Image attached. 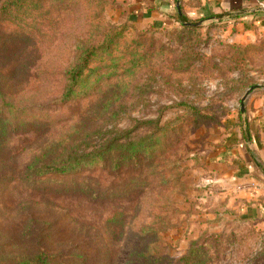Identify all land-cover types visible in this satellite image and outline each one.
<instances>
[{"label":"rangeland","instance_id":"374dc122","mask_svg":"<svg viewBox=\"0 0 264 264\" xmlns=\"http://www.w3.org/2000/svg\"><path fill=\"white\" fill-rule=\"evenodd\" d=\"M8 1L0 264L40 244L59 264H139L195 240L212 264H264V0L183 19L192 28L140 24L126 0ZM83 57V97L64 103ZM142 138L153 156L125 160L123 145ZM93 151H104L94 173L29 168Z\"/></svg>","mask_w":264,"mask_h":264},{"label":"trees","instance_id":"16d2710c","mask_svg":"<svg viewBox=\"0 0 264 264\" xmlns=\"http://www.w3.org/2000/svg\"><path fill=\"white\" fill-rule=\"evenodd\" d=\"M264 2V1H260ZM8 4H14L13 0L8 1ZM4 9H7L4 7ZM222 16V15H220ZM182 26L192 28L185 24L183 19L179 18ZM6 25L5 20H0V29ZM25 37L35 40V35L26 31L23 33ZM89 57H83L80 63L73 66L66 72L68 84L65 87L62 102L67 103L71 100L80 99L83 97L80 92L84 77H86L85 70L90 63ZM0 125H7L6 121L0 120ZM152 147L147 144L146 138H142L139 142H130L127 146L123 145L122 156L127 161L137 160L139 158L153 156ZM104 151H93L84 156H78L75 159L70 158H50L46 161L39 160V158L29 166L33 168L35 174L43 177L49 174H67L71 171H83L85 167H89L92 173L95 172L96 166L104 159ZM38 251L31 256H21L15 260L13 264H59L61 260L58 255L49 253L45 245L37 246ZM63 256V255H61ZM64 257V256H63ZM138 260H145V263L139 264H212L213 254L210 250L209 243L206 240H195L191 243L189 249L182 256L176 257L170 253H163L157 257H147L145 255L136 256ZM73 258L75 262L69 264H82L87 261V258L81 256L69 257ZM71 260V259H68Z\"/></svg>","mask_w":264,"mask_h":264},{"label":"crops","instance_id":"0c3cea01","mask_svg":"<svg viewBox=\"0 0 264 264\" xmlns=\"http://www.w3.org/2000/svg\"><path fill=\"white\" fill-rule=\"evenodd\" d=\"M243 0H126L127 15L134 21L143 24H154L160 27L173 25L180 19H190L222 14V10L235 7ZM180 4V10L178 9ZM227 12V11H226ZM221 152V151H220ZM216 168L222 169L221 162L216 161ZM250 166V163H249ZM219 177V176H218ZM222 179V178H219Z\"/></svg>","mask_w":264,"mask_h":264},{"label":"water","instance_id":"95a60500","mask_svg":"<svg viewBox=\"0 0 264 264\" xmlns=\"http://www.w3.org/2000/svg\"><path fill=\"white\" fill-rule=\"evenodd\" d=\"M178 9L180 10V13L182 14L181 9H180V4H178ZM188 24H191V23H188ZM249 93H250V89L246 92V94L244 95V97L242 99V111H244V100Z\"/></svg>","mask_w":264,"mask_h":264},{"label":"built area","instance_id":"2783aa9c","mask_svg":"<svg viewBox=\"0 0 264 264\" xmlns=\"http://www.w3.org/2000/svg\"><path fill=\"white\" fill-rule=\"evenodd\" d=\"M259 5H260V9H261L262 11H264V2H259Z\"/></svg>","mask_w":264,"mask_h":264}]
</instances>
